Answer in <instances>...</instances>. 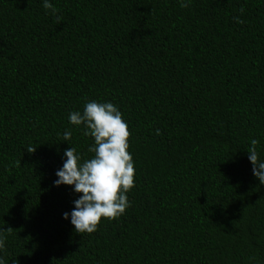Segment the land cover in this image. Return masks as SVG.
<instances>
[{
  "label": "trees",
  "instance_id": "obj_1",
  "mask_svg": "<svg viewBox=\"0 0 264 264\" xmlns=\"http://www.w3.org/2000/svg\"><path fill=\"white\" fill-rule=\"evenodd\" d=\"M50 2L59 22L42 0H0L4 264H264L247 159L255 139L264 160V0ZM87 100L121 111L134 186L78 234L62 218L76 194L53 181L65 149L93 155L68 121Z\"/></svg>",
  "mask_w": 264,
  "mask_h": 264
},
{
  "label": "clouds",
  "instance_id": "obj_2",
  "mask_svg": "<svg viewBox=\"0 0 264 264\" xmlns=\"http://www.w3.org/2000/svg\"><path fill=\"white\" fill-rule=\"evenodd\" d=\"M180 3L182 7H188L191 0H180ZM42 7L46 15L59 22L58 9L50 0H42ZM233 19L241 22L239 17ZM68 121L78 128L82 126V134L92 138L88 150L93 155L81 162V156L74 147L65 149L53 186L71 187L76 194L72 201L74 207L70 212L62 213V218L69 221L76 233L90 234L96 231L102 218H118L129 206L126 194L134 186V163L127 150L129 131L121 111L111 101L87 100L82 112L69 113ZM70 137L71 130H65L64 140L68 141ZM257 143V140H251L247 159L251 163L253 177L264 185V160L258 157ZM3 246L4 237L0 235V249ZM0 264H4L2 257Z\"/></svg>",
  "mask_w": 264,
  "mask_h": 264
}]
</instances>
